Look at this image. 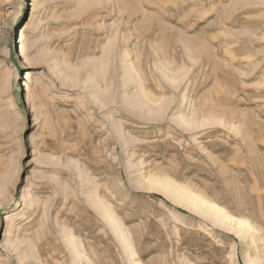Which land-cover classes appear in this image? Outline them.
<instances>
[{
    "label": "rangeland",
    "instance_id": "obj_1",
    "mask_svg": "<svg viewBox=\"0 0 264 264\" xmlns=\"http://www.w3.org/2000/svg\"><path fill=\"white\" fill-rule=\"evenodd\" d=\"M33 4L0 0V264H264V0Z\"/></svg>",
    "mask_w": 264,
    "mask_h": 264
},
{
    "label": "bare ground",
    "instance_id": "obj_2",
    "mask_svg": "<svg viewBox=\"0 0 264 264\" xmlns=\"http://www.w3.org/2000/svg\"><path fill=\"white\" fill-rule=\"evenodd\" d=\"M33 6L36 4V0H33ZM25 41V38H24V36L23 35H21V37H20V41L19 42H21V43H23ZM24 48L22 47L21 48V52L23 53L24 52ZM194 122V121H193ZM197 126V125H196ZM199 129V128H198ZM168 184V183H167ZM165 185V187H164V189L166 190V191H168V192H171V194L172 193H174V191H176V190H173L172 189V186L171 185ZM185 189V188H184ZM182 190V189H181ZM186 190V189H185ZM186 192V191H185ZM188 193V192H187ZM186 193V194H187ZM190 193V192H189ZM191 194V193H190ZM188 196H190V195H188ZM187 196V197H188ZM180 197V196H179ZM183 197V196H182ZM186 198V197H185ZM192 198V197H191ZM190 198V199H191ZM196 199H197V197H196ZM195 201V200H194ZM206 201V200H205ZM202 204L203 205H205L206 204V208H208L209 210H207V211H205L203 208L202 209H200V207L198 208L199 209V211H200V213L201 214H203V215H205V216H208L209 217V219L210 220H212L213 221V223L214 224H218L219 226L220 225H222V226H224V220H229L230 218H229V216H228V214L222 209V208H220L219 206H217V205H215V204H210V203H206V202H204L203 200H202ZM104 206V205H103ZM192 206H193V204H192ZM106 210V209H105ZM108 210V209H107ZM110 210V209H109ZM104 211V210H103ZM106 213V212H105ZM109 215V214H108ZM232 219V218H231ZM230 221V220H229ZM236 222H237V224L239 225V227H247V224L245 223V222H243V221H241V220H236ZM73 241V240H72ZM74 242V241H73ZM72 244H75V243H72ZM75 247V246H74ZM77 253H78V251H77ZM80 255V254H79Z\"/></svg>",
    "mask_w": 264,
    "mask_h": 264
}]
</instances>
